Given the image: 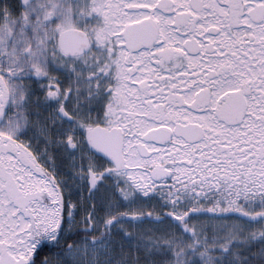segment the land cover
<instances>
[{"label": "snow or ice", "instance_id": "snow-or-ice-1", "mask_svg": "<svg viewBox=\"0 0 264 264\" xmlns=\"http://www.w3.org/2000/svg\"><path fill=\"white\" fill-rule=\"evenodd\" d=\"M0 264H264V0H0Z\"/></svg>", "mask_w": 264, "mask_h": 264}]
</instances>
